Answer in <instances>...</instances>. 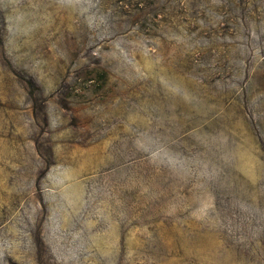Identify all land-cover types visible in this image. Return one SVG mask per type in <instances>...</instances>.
<instances>
[{
    "label": "rangeland",
    "instance_id": "1",
    "mask_svg": "<svg viewBox=\"0 0 264 264\" xmlns=\"http://www.w3.org/2000/svg\"><path fill=\"white\" fill-rule=\"evenodd\" d=\"M0 264H264V0H0Z\"/></svg>",
    "mask_w": 264,
    "mask_h": 264
}]
</instances>
